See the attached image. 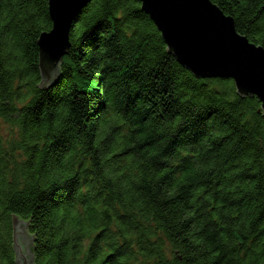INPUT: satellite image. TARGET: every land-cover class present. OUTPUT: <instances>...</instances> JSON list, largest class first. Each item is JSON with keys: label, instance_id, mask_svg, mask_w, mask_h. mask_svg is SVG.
Segmentation results:
<instances>
[{"label": "trees", "instance_id": "trees-1", "mask_svg": "<svg viewBox=\"0 0 264 264\" xmlns=\"http://www.w3.org/2000/svg\"><path fill=\"white\" fill-rule=\"evenodd\" d=\"M264 47V0H212ZM49 0H0V264H264V113L197 77L140 0H89L42 85ZM11 136L2 133L3 124Z\"/></svg>", "mask_w": 264, "mask_h": 264}, {"label": "water", "instance_id": "water-1", "mask_svg": "<svg viewBox=\"0 0 264 264\" xmlns=\"http://www.w3.org/2000/svg\"><path fill=\"white\" fill-rule=\"evenodd\" d=\"M140 1L182 65L197 77L234 79L239 94L260 98L264 113V47L240 33L232 16L212 0ZM88 2L49 0L53 27L38 40L42 85L59 79L75 20ZM24 224L15 222L17 259L19 264H34Z\"/></svg>", "mask_w": 264, "mask_h": 264}, {"label": "rangeland", "instance_id": "rangeland-1", "mask_svg": "<svg viewBox=\"0 0 264 264\" xmlns=\"http://www.w3.org/2000/svg\"><path fill=\"white\" fill-rule=\"evenodd\" d=\"M11 127L10 126H8V125H6L5 123L3 124V128H2V133H3V135L5 136V137H8V135H10L11 136Z\"/></svg>", "mask_w": 264, "mask_h": 264}]
</instances>
